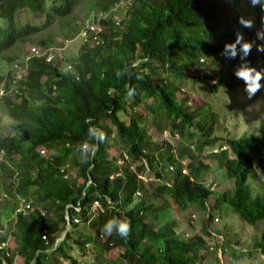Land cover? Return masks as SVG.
Listing matches in <instances>:
<instances>
[{"label":"trees","instance_id":"trees-1","mask_svg":"<svg viewBox=\"0 0 264 264\" xmlns=\"http://www.w3.org/2000/svg\"><path fill=\"white\" fill-rule=\"evenodd\" d=\"M77 3L0 0V64L9 68L0 74V99L13 132L6 136L0 132V264H14L15 258L19 264H54L57 256L71 260L65 252L72 246L82 252L86 245L107 257L117 253L103 262L95 257L94 264H197L205 242L201 237L181 238L172 230L165 216L171 205L178 211L196 206L206 212L205 223L212 221V211L224 218L232 212L244 227L264 222V137H216L212 130L216 115L202 105L188 111L186 97L175 96L186 75L196 71L204 76V69L196 70L193 61L203 65L205 56L213 60L210 78L217 77L213 88L222 84L223 75L228 88H240L244 104L260 96L264 78L261 90L249 97L236 72L251 68L264 73V0L256 4L252 0H96L86 6L84 16L94 31L75 25L63 36L66 40L76 34L81 40L74 57L53 56L47 62L30 54V48L28 55L8 54L9 49L18 53L20 46L31 42L42 51L53 50L52 37L34 41L33 36L55 19L68 18ZM22 11L43 18V23L17 25L16 14ZM243 43L251 45L247 55ZM230 45H235V56ZM125 67L131 78L116 75ZM129 86L134 89L131 97ZM138 107L152 117L149 124L155 130L177 135L175 148L151 139ZM87 118L107 138L85 164L77 146L87 138ZM195 134L200 137L193 145ZM206 146L219 151L207 157L214 158L224 179L232 181L227 192L212 194L196 176L195 169L208 168L199 161ZM113 149L115 154H110ZM183 159L186 173L181 174ZM70 169L73 178L66 175ZM144 175L150 184L156 183L149 191L144 187L147 181L141 179ZM249 181H255L259 192L254 194ZM210 197L213 202L208 207ZM93 201L100 205L89 223L93 236L75 238L71 233L91 218ZM77 206L79 213L74 210ZM160 212L166 222L154 229L150 220L157 222ZM66 215L69 229L55 244ZM113 216L130 223L127 238L102 230ZM72 217L78 224L72 223ZM8 236L15 244L12 249L5 244ZM94 236L100 239L95 241ZM256 246L264 253V235Z\"/></svg>","mask_w":264,"mask_h":264},{"label":"rangeland","instance_id":"rangeland-1","mask_svg":"<svg viewBox=\"0 0 264 264\" xmlns=\"http://www.w3.org/2000/svg\"><path fill=\"white\" fill-rule=\"evenodd\" d=\"M92 1L96 0H77L78 3L74 6L68 18L55 19L54 22L48 27H45L42 32L33 36V39H35L34 41L40 38L44 39L47 36L52 37V45L54 46V49H50L48 51L49 55L60 56L62 59L74 57L80 46L81 40L78 35L76 36V34L71 39L68 38L66 40L63 39V36L70 34L75 25L78 27H81L82 25L86 26L84 20L86 6H88V4ZM114 19L116 20L117 18L114 17ZM43 21V18L36 15L32 16L27 11H22L16 14L17 25H41ZM29 48L37 49L39 47H37L34 42L28 44L25 43L20 46L18 53L9 49L8 54L16 55L18 57L21 56L19 55L20 53L28 55L27 49ZM37 50H39L38 54L43 52L41 49ZM193 62V65H197L196 70L204 69V76H197L196 71L192 75H186L185 79L179 81V87L176 90L177 93H175L176 99L180 100L183 97H186L187 104L185 106L188 108V111L202 105L206 107V110L214 113L216 115V122L215 125H213L212 130L213 135L216 137H228L232 139H236L244 135L264 137V90L254 102L244 104L240 96V88L236 87L234 89H230L226 86V76L221 75L220 79L222 84L213 88L212 84L217 82V77L215 75L210 78L213 71V68L210 67L213 62L211 57L205 56V63L200 66H198L196 61ZM8 69V66H5L3 63L0 64V74L5 73ZM205 78H208V84ZM178 90L182 92L179 93ZM12 100L15 99L12 98ZM136 111L139 114L145 115V121L147 122L145 130L154 142L159 143L164 140L173 148L177 146L178 137L176 134L171 135L167 130H155L149 124L152 117L150 115H146L140 107L136 108ZM104 123L108 124V121H104ZM11 124L12 122L5 115V109L0 99V127H2L0 130L1 136L9 135L12 132ZM199 137V134H195V137L190 142L194 145L196 139ZM189 147L191 146L189 145ZM115 150L113 149L110 151V154H115ZM216 150L217 149L215 147H204L202 154L199 156V161H202V163L208 168L206 170L201 168L194 170L196 176L199 180H201L202 185L210 188L212 194L227 192L233 185L232 181L224 179L223 170L218 167L215 159L207 157L210 153H214ZM17 158V156L12 157L13 160H17ZM186 162L187 161L183 159L180 163V169L184 170L185 173ZM66 175L72 178L75 177L74 170L70 169ZM142 178L149 183L147 177L142 176ZM76 182L80 184L81 181L76 178ZM147 183L144 187L148 191L156 184ZM249 185L254 194L255 191L259 192L255 181H249ZM210 198L211 199L208 200L207 205H211L213 202L212 197ZM148 200L150 199L148 198ZM160 201V198L155 200L154 205L159 204ZM2 206V203H0V208ZM170 208L171 209L167 210V214H165V216H167V220L169 218L172 230L178 234L179 237H201L205 242L204 250L198 252L197 264H264V253H262L260 251L261 249L256 246V244H258L261 240V236L264 235V222L258 223L256 227H244L236 222V217L232 212H228L225 218L221 217V219H219L214 215L212 216V219L216 217L217 220L215 222L205 223L204 221L206 219V215L201 210H198L196 206H190L181 211L176 210L172 205ZM95 216L96 213L94 212L91 218L86 223L79 224L71 235H74L75 238L78 235V239L84 238L85 234H90V236H92L94 231L91 227H89V223L95 219ZM160 217L163 218V221L159 220ZM65 218L67 219L68 216L66 215ZM150 221L152 225L151 227L154 229L162 226L163 223L166 222L162 212L158 213L157 222L155 220ZM4 224L7 226V223L4 222ZM223 225L225 226L223 227ZM65 231L66 225L59 238H57L58 241L61 240ZM4 233H6V231ZM206 233H211L210 238L207 237ZM1 235L2 234H0V236ZM223 238L225 244H222ZM5 244L9 249H12L15 246L10 236L7 237ZM84 248H86V250L81 252L78 246H72V250H67L65 252L71 257V260L57 256L59 259L57 261H52H56L55 264H72V261L75 264H94L95 257L103 262L104 259L106 260L108 257L114 258L117 254L114 252L111 256L107 257L106 254L98 252L93 246L87 245V247ZM14 262L15 264H19L20 260L16 258Z\"/></svg>","mask_w":264,"mask_h":264},{"label":"clouds","instance_id":"clouds-1","mask_svg":"<svg viewBox=\"0 0 264 264\" xmlns=\"http://www.w3.org/2000/svg\"><path fill=\"white\" fill-rule=\"evenodd\" d=\"M258 2H260V0H252L253 4H256ZM261 7L264 8V4H262ZM261 19H262V21H264V15H262ZM241 22L244 23L246 26H250L247 21L242 20ZM239 42H240V38L238 37L237 43H239ZM229 47L232 48V50H233L232 55L235 56V54H236L235 53V45H230ZM241 47H242L243 54L247 55L250 51L251 45L249 43H243L241 45ZM261 50H264V49H261ZM116 75L118 77H123V76L127 75L129 78H131L132 73L127 67H125L122 71H117ZM236 75L238 77L242 78V80L245 82L246 91H247V94L249 97L255 95L256 92L261 90L262 85H261L260 81L262 78H264V73H262L260 71H256V70L251 69V68H241L239 71L236 72ZM137 78H140V77L137 76ZM133 93H134V89L131 86H129L127 89V94L129 95V97H131L133 95ZM85 122L90 125L88 130H87V138L77 146V151L79 153L80 162L86 164L90 161V159L94 158L96 151H98L99 144L104 143L106 141L107 137H106V134L103 132L102 129L97 128L94 124L91 123V118H87ZM91 141H95L96 143H91ZM222 149H224V147H221V150ZM217 152H219V151L216 150V151H214V153H210V154H215ZM170 168H171V171L167 170L168 174H170L173 171L172 167H170ZM181 170L182 169H180V173H181ZM170 175H168V176H170ZM141 179H143V178L141 177ZM204 187L206 189H208L209 191H211L210 188H208L207 186H204ZM207 203H208V201L206 202V204ZM211 205H207V206L211 207ZM97 209L100 210V205H99V208H97ZM95 213H96V211H95ZM213 214L215 216H217L219 219L222 217V216L219 217L218 213L216 214L215 212L212 211V215ZM73 218H75V217H72V219ZM67 219L69 221V217ZM89 219H90V217L87 219V221ZM215 219H216V217H215ZM65 222H66V220H65ZM236 222H237V220H236ZM211 223H212V221H211ZM76 224H78V223H76ZM69 225H70V223L66 226V230L69 229ZM102 230L107 235L116 234L122 238H127L128 234L130 232V223L126 219H121L119 216H113L105 222ZM93 238L95 241H98L100 239V238H97L95 236ZM189 238H191V237H189ZM185 239H188V238H185ZM86 247H87V245H86Z\"/></svg>","mask_w":264,"mask_h":264},{"label":"built area","instance_id":"built-area-1","mask_svg":"<svg viewBox=\"0 0 264 264\" xmlns=\"http://www.w3.org/2000/svg\"><path fill=\"white\" fill-rule=\"evenodd\" d=\"M85 27H87L88 30H90V31H94V30H93V27H92L91 25H87V24H86ZM96 30L99 31L100 28H97ZM83 35H84V34H82L81 36H83ZM97 41H98L97 38H96V39L93 38V42H94V43H97ZM29 53L32 54V55H34V56H36V57H45V60H46L47 62L50 61V59H52V57H53V56H51V55L48 54V50H47V52L43 51L41 54H38V53H39V50H37V49H35V48H30V49H29ZM39 154L42 155V156L44 155V157L47 156V154H46L45 152H43V151H40ZM168 171H171V168H170V167L168 168ZM184 173H185V171H184V170H181V174H184ZM108 203H109V202H107V204H108ZM23 208H27V205H24ZM97 208H99V204H98V202H97V201H93L92 204H91V206H90V213H91V216H92V214L95 212V210H96ZM74 210H75L76 213H79L80 208L77 206ZM204 214H205L206 217H207L206 212H204ZM65 220H66V224H65V225L67 226V225L69 224V221H68V219H66V218H65ZM216 220H217V219L214 218V219L212 220V222H215ZM72 222H73V224H76V223H78V219H77V218H73V219H72ZM209 234L211 235V233H209ZM41 239H42V240H45L44 237H41ZM57 241H58V240L56 239L55 244L57 243ZM85 247H86V246H85Z\"/></svg>","mask_w":264,"mask_h":264},{"label":"crops","instance_id":"crops-1","mask_svg":"<svg viewBox=\"0 0 264 264\" xmlns=\"http://www.w3.org/2000/svg\"><path fill=\"white\" fill-rule=\"evenodd\" d=\"M58 259H59V258H57L56 261H57ZM15 260H16V258H15ZM56 261H54L53 263L55 264ZM14 264H15V263H14Z\"/></svg>","mask_w":264,"mask_h":264}]
</instances>
